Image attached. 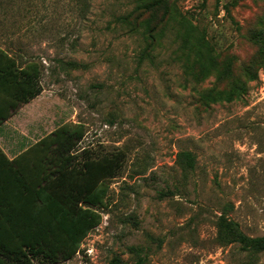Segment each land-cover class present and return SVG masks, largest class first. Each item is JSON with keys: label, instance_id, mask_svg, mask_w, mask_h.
<instances>
[{"label": "rangeland", "instance_id": "374dc122", "mask_svg": "<svg viewBox=\"0 0 264 264\" xmlns=\"http://www.w3.org/2000/svg\"><path fill=\"white\" fill-rule=\"evenodd\" d=\"M178 13L235 54V74L255 53L246 34L264 27V0H0V46L40 66L42 95L15 114L18 129L34 138L81 122L77 152L122 153L100 224L54 264H134L130 247L144 264H264V250L221 242L216 225L222 215L264 235V70L243 99L201 105L198 90L215 77L186 78L164 30ZM182 150L196 155L192 171L177 162Z\"/></svg>", "mask_w": 264, "mask_h": 264}, {"label": "trees", "instance_id": "16d2710c", "mask_svg": "<svg viewBox=\"0 0 264 264\" xmlns=\"http://www.w3.org/2000/svg\"><path fill=\"white\" fill-rule=\"evenodd\" d=\"M171 22L176 25H168ZM165 23L186 78H194L197 85L210 75L215 77L210 87L198 90L203 106L243 99L248 83L264 70V27L246 34L255 53L239 63L235 74V54L229 50L223 55L217 37L206 27L181 13L170 14ZM150 37L157 40V33ZM40 92L39 63L19 62L0 46V123ZM84 132L81 122H63L11 159L0 148V264H54L70 259L100 224L98 208L106 204L108 181L118 174L122 153L83 156L75 149ZM177 162L182 171H192L196 155L182 150ZM168 194L172 191L163 195ZM216 225L221 242H236L250 253L264 250V235L249 236L222 215ZM130 249L137 253L134 264H144L141 249Z\"/></svg>", "mask_w": 264, "mask_h": 264}, {"label": "crops", "instance_id": "0c3cea01", "mask_svg": "<svg viewBox=\"0 0 264 264\" xmlns=\"http://www.w3.org/2000/svg\"><path fill=\"white\" fill-rule=\"evenodd\" d=\"M41 95H42V93L40 92L36 97L30 99L28 102L19 105V107H17V109L12 111V113H11V115L9 117H7L5 120H3L0 123V126L2 124H5L4 125V130H2V128L0 129V148L4 152V154L6 155L7 158H9V159L13 158L15 155H17L23 149L28 147L31 143L37 141L43 135L49 133L51 130H53L55 128V126H52V128L50 130L48 129L45 132H41V130H40L38 132V135H37V132H36L35 134L32 135L34 138H31L29 136L28 132H25L23 130L24 127H20L19 126V129H18V125L20 124V122L23 121L20 118V116L18 117V119L22 120V121L14 120L15 119L14 116H15V114L17 112L22 111L24 109H27L32 104L34 105L38 101V99L41 97ZM43 112H45V113H47V115H49L47 107H41L39 109V113H43ZM52 119H53V116L50 119V121L53 122ZM48 124H49V122H47V124L45 125V127H43V129L44 128L47 129L49 127ZM5 132H7L6 137H5ZM8 135H9V138H8ZM30 138L32 139V141H30Z\"/></svg>", "mask_w": 264, "mask_h": 264}]
</instances>
